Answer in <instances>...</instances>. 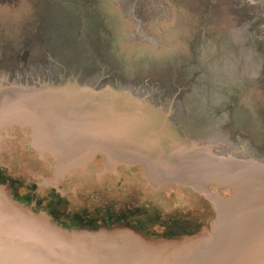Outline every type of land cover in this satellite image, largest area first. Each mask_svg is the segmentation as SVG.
Masks as SVG:
<instances>
[{
    "label": "rangeland",
    "instance_id": "1",
    "mask_svg": "<svg viewBox=\"0 0 264 264\" xmlns=\"http://www.w3.org/2000/svg\"><path fill=\"white\" fill-rule=\"evenodd\" d=\"M48 1L53 4V0ZM42 2L0 0V23L18 20L13 38L12 34L0 30V72L20 75L18 62L29 52V69L35 63L39 66L27 74L43 75L38 80H49L38 90L42 95L57 96L56 104L69 100L73 106L84 100L91 87L94 89L93 99L71 116L69 157L77 156L81 148L117 154L132 139L137 141L150 135L149 139L155 135L164 143L166 134H173L182 142L176 143L172 154L158 159L156 165L190 163V158L199 154L195 145L198 142L193 144V139L184 141L179 137L185 133L181 126L186 125L184 119L173 116L179 108L182 113H192L191 121L199 133L221 135L264 159V136L257 135L253 129L256 119L264 130V4L246 0L247 15L230 18L225 0H197L202 11L184 0L179 7L196 11L194 17L198 12L197 18L203 25L197 26V18L193 17L187 20L190 22L183 19L179 23L174 13V22L161 20L147 24L149 37L142 34L143 25L134 18L141 10L146 12L150 5L160 3L159 0H123L121 8L114 0H99L103 21L100 23L92 17L89 7L85 17L77 10L67 20L56 13L33 19L24 17L30 14V8L40 9ZM121 10L136 25L134 33L125 41L119 30L125 23ZM167 13L163 11V15ZM188 15L191 13H186L187 18ZM90 61H98L100 67L85 69ZM102 76L107 78L97 85L92 83V77L97 80ZM127 81L132 82L134 91L123 94L119 86ZM2 91L0 106H11L10 109L20 108L12 103L15 101L12 97H18L16 93L29 100L35 94L28 91L23 95L15 86ZM9 92L15 95L10 93L13 95L10 96ZM151 140L150 145L154 142ZM192 160L202 162L201 157ZM117 194L115 205L104 203L92 210L98 221L83 222L81 227L93 229L109 221L140 227L153 236L161 235L158 220L148 217L145 209L150 204L144 201L130 205L123 194ZM134 213L140 214L142 221L138 215L134 218Z\"/></svg>",
    "mask_w": 264,
    "mask_h": 264
},
{
    "label": "flooded vegetation",
    "instance_id": "2",
    "mask_svg": "<svg viewBox=\"0 0 264 264\" xmlns=\"http://www.w3.org/2000/svg\"><path fill=\"white\" fill-rule=\"evenodd\" d=\"M191 3L198 7L197 10H201L195 0H192ZM98 5L99 0H80L73 1V3L67 0H53L51 5L49 1H43L40 9L30 8V14L24 17L34 18L38 15L42 17V15L48 16V13H56L62 19L67 20L68 15L70 16L77 10L85 17V11L89 7L93 13L92 17L97 23H100L103 21ZM165 6L168 8V5ZM195 6L192 5V7ZM200 13L202 16V12ZM145 15L147 14L141 11L134 21L141 22L143 25L142 34L149 36L150 31L147 33L145 29L149 20L143 17ZM109 17H111L110 14ZM130 21L128 20L129 23H134L133 20ZM17 22L18 20L16 22L13 20L3 21L0 23L1 32H8L12 34L10 37L13 38L12 36H15V32L18 30ZM196 22L197 26L203 25V23H199L198 18ZM124 24L119 27V30L121 28V33L126 40L129 36L128 33H124L126 31ZM3 27L6 29H2ZM156 44H158L157 41ZM30 54L28 52L23 65L20 61L18 62V68L22 72L20 75L0 72V95L4 93L3 89L10 86L17 87L23 95H26L25 93L28 91L35 92L31 96V100L18 93H16L18 97H14L11 94L15 95V93L9 92L8 95L15 99L12 103L17 104L20 108L10 109L11 106L9 108L4 105L0 106V186H6L14 200L26 205L36 213L46 212L53 223L68 229L82 228L83 222L98 221L96 213L93 214L92 210L104 203L115 205L114 200L117 198L115 195H118V192L123 194L122 196L129 201L130 205H133V202L144 201L150 204L145 209L147 214L149 213L148 217L158 220L161 228L159 236L176 237L190 234L196 231L200 225L209 223L214 218L215 213L206 199V193L216 194L219 192L226 197L230 191L228 189L219 191L215 185L200 186L182 182L175 179L170 171L176 166L212 165L213 163L209 161L211 157L207 158V156L213 152L217 144L229 140L228 138L214 133H199L191 121L192 113H182L181 109L177 108L173 112V116L177 120L181 118L186 122L185 126L183 124L181 126L185 133L179 137L184 141L193 139V144L195 141L198 142L195 145L199 154L192 157L194 159L201 157V163L190 158V163L173 164L170 167L156 165L158 159L172 154L176 143L182 142L176 140L179 138L174 137L173 134H166L164 143H160L159 138L155 135L149 139L150 135L143 139L139 138L137 141L132 139V142L128 141L126 150H120L117 154L96 148L89 150L81 148V153L69 157L67 152L72 145L69 128L71 116L75 111H79L81 105L93 99L94 89L91 87L90 91L84 95V100L73 106H70L69 100L56 104L59 100L57 96L42 95L38 90V87L43 86L49 80H38V77H43V75L27 74L39 66L35 63L34 68L29 69ZM90 62L92 64L89 62L85 64V69L92 70L100 67L98 61ZM93 78L92 83L97 85L107 77L102 76L97 80H93ZM133 91L134 89L130 93ZM254 122L253 129L255 128L256 134L264 136V130L260 129L261 122L258 123L256 119ZM238 137L240 138V136ZM151 138L154 139V142L150 145ZM239 148L251 152L242 146ZM158 150L159 152H157ZM204 150H206L205 155H202L201 152ZM251 153L256 156L255 153ZM227 158L219 155L216 162ZM129 209L133 211L131 206ZM132 216L142 221L140 214L134 213ZM110 223L103 221L97 227L114 224ZM137 229L147 236H153L148 230L140 229V227Z\"/></svg>",
    "mask_w": 264,
    "mask_h": 264
},
{
    "label": "water",
    "instance_id": "3",
    "mask_svg": "<svg viewBox=\"0 0 264 264\" xmlns=\"http://www.w3.org/2000/svg\"><path fill=\"white\" fill-rule=\"evenodd\" d=\"M132 89L130 81L120 85L123 93ZM219 155L228 158L216 162ZM210 157V166H176L170 173L230 194L206 193L214 218L176 237L153 238L127 224L66 229L1 185L0 264H264V159L231 140L217 144Z\"/></svg>",
    "mask_w": 264,
    "mask_h": 264
},
{
    "label": "crops",
    "instance_id": "4",
    "mask_svg": "<svg viewBox=\"0 0 264 264\" xmlns=\"http://www.w3.org/2000/svg\"><path fill=\"white\" fill-rule=\"evenodd\" d=\"M2 1H4V0H2ZM43 1L48 2V0H43ZM61 1H64V0H61ZM67 1H71V0H67ZM73 1H75V0H73ZM159 1H160V3H158V2L156 3L155 2L154 5H150L147 8L146 12L141 10L142 12H144L145 14H147V15H145L143 17L144 18L146 17L145 19L146 20H149L148 21V24H151V23H154V22H159V21L161 22V20L162 21H165V22L167 20L174 22L175 21V15H174V13H176L178 15V21H179V23L183 22V19H185L187 21L188 19H192V17L193 18H197V16H198V15H196L194 17V13L196 11L194 12L193 10H186V9L183 10L182 8H180L178 6V4L179 3H182L184 0H159ZM185 1L186 2H189L190 1L191 2L192 0H185ZM195 1H197V0H195ZM7 2H8V0H7ZM114 2L117 4V6L119 8H121V5H122L123 0H114ZM225 2H226L225 3L226 6H227L226 13H227V15L230 18H232V15L233 16H236L237 14L239 16H242V17H245V15H247L246 14L247 12L245 10V2H246V0H225ZM254 2H258V4H260V5L261 4L262 5L264 4V0H254ZM165 5H168V8ZM164 10H167L168 13L163 15V11ZM121 12H122V15H123V11L122 10H121ZM188 12H190L191 15L190 16L188 15V18H187L186 13L188 14ZM182 14H185V15H183V17H180ZM121 19L122 20H125V22L128 23V24L126 23V25H125L126 31L124 33L125 34L128 33V36H130L133 33L131 31H133L136 28L135 23H133V22L132 23H129L128 22L129 17H125L124 15H123V17H121ZM187 22H190V21H187ZM190 25H191V23H190ZM190 25L188 26L189 28H190ZM191 27H192V25H191ZM182 33H184V32H182ZM124 41H125V39H124ZM132 41L135 42L136 40L134 41V39H132ZM132 41H129V42L131 43Z\"/></svg>",
    "mask_w": 264,
    "mask_h": 264
},
{
    "label": "trees",
    "instance_id": "5",
    "mask_svg": "<svg viewBox=\"0 0 264 264\" xmlns=\"http://www.w3.org/2000/svg\"><path fill=\"white\" fill-rule=\"evenodd\" d=\"M115 224H122V223H114L113 225H115ZM111 226H112V225L107 226V227H111ZM97 228H99V227H96V228H93V229H97ZM150 237L158 238V237H162V236H150Z\"/></svg>",
    "mask_w": 264,
    "mask_h": 264
},
{
    "label": "snow or ice",
    "instance_id": "6",
    "mask_svg": "<svg viewBox=\"0 0 264 264\" xmlns=\"http://www.w3.org/2000/svg\"><path fill=\"white\" fill-rule=\"evenodd\" d=\"M0 261H2V257H0Z\"/></svg>",
    "mask_w": 264,
    "mask_h": 264
}]
</instances>
